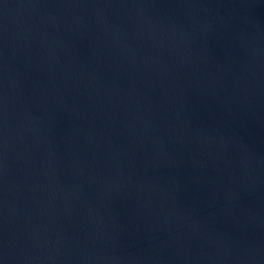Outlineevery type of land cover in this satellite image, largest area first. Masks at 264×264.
<instances>
[{"label":"water","instance_id":"obj_1","mask_svg":"<svg viewBox=\"0 0 264 264\" xmlns=\"http://www.w3.org/2000/svg\"><path fill=\"white\" fill-rule=\"evenodd\" d=\"M0 264H264V0H0Z\"/></svg>","mask_w":264,"mask_h":264}]
</instances>
